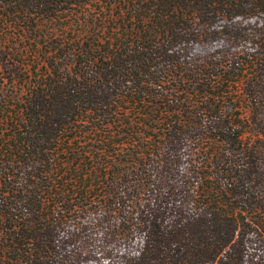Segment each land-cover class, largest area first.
Returning a JSON list of instances; mask_svg holds the SVG:
<instances>
[{
	"label": "trees",
	"instance_id": "16d2710c",
	"mask_svg": "<svg viewBox=\"0 0 264 264\" xmlns=\"http://www.w3.org/2000/svg\"><path fill=\"white\" fill-rule=\"evenodd\" d=\"M259 13L264 0H0V68L14 61L19 76L0 95V264H28L52 250L53 226L112 203L175 129L177 90H229L219 99L240 108L236 82L183 77L168 48L196 22ZM206 159L200 206L264 235V199L237 203Z\"/></svg>",
	"mask_w": 264,
	"mask_h": 264
},
{
	"label": "rangeland",
	"instance_id": "374dc122",
	"mask_svg": "<svg viewBox=\"0 0 264 264\" xmlns=\"http://www.w3.org/2000/svg\"><path fill=\"white\" fill-rule=\"evenodd\" d=\"M168 49L183 77L236 82L240 108L219 99L229 90L174 92L175 112L166 118L175 129L155 155L126 169L106 208L53 226L45 237L52 250L32 251L28 264H264V235L255 225L217 222L197 199L206 158L237 203L256 207L264 199V13L196 22ZM13 62L0 68V95L19 81ZM207 94L214 97L199 103ZM182 97L189 103L174 104Z\"/></svg>",
	"mask_w": 264,
	"mask_h": 264
}]
</instances>
